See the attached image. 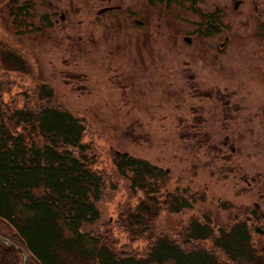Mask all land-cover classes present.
<instances>
[{
	"label": "rangeland",
	"instance_id": "1",
	"mask_svg": "<svg viewBox=\"0 0 264 264\" xmlns=\"http://www.w3.org/2000/svg\"><path fill=\"white\" fill-rule=\"evenodd\" d=\"M26 1L37 18L58 9L60 19L62 7H68L65 22L37 30L16 24L9 12ZM130 2L136 10L144 4ZM237 2L200 0L202 11L224 9L219 33L194 31L188 3L165 9L156 3L149 7L148 35L135 23L134 32L125 34L121 17L119 28L96 27L97 37L84 41L78 36L85 26L78 22L85 13L93 17L99 0H0V103L5 113L12 107L37 110L35 87L46 82L56 91L52 105L83 115V141L106 181L101 219L85 229L122 255L143 257L165 234L182 243L192 221L209 222L214 236L220 227L245 221L257 254L264 256V234L256 231L263 219L248 220L259 214L254 204L264 207V0H242L236 7ZM173 10L175 17L168 13ZM8 51L26 61L28 73L12 72L3 60ZM194 115L204 122L199 121L200 133L189 134ZM226 136L229 145L221 153L218 145ZM115 151L148 159L167 172L153 183L159 210L151 206L152 219L138 214L128 223L140 199L150 196L132 191L114 173ZM173 193L187 197L191 206L171 212ZM202 245L211 247L212 239ZM220 260L233 264L222 255Z\"/></svg>",
	"mask_w": 264,
	"mask_h": 264
},
{
	"label": "trees",
	"instance_id": "2",
	"mask_svg": "<svg viewBox=\"0 0 264 264\" xmlns=\"http://www.w3.org/2000/svg\"><path fill=\"white\" fill-rule=\"evenodd\" d=\"M3 60L12 72L28 73L21 56L8 51ZM35 90L37 110L12 107L5 113L0 103V238L24 248L28 264H224L221 255L233 264H262L264 256L257 254L245 221L220 227L218 236L209 222L192 221L182 243L161 235L143 257L122 255L99 234L87 231L86 226L101 219L106 181L93 168L90 144L83 141L86 121L70 107L52 105L56 91L48 83L37 84ZM3 91L0 81V97ZM112 164L129 189L151 197L140 199L128 223L133 225L138 214L141 220L152 219L151 206L159 210L153 183L167 172L127 152L115 151ZM170 197L171 212L191 206L187 197ZM210 239L211 247L202 245ZM23 263L19 251L0 241V264Z\"/></svg>",
	"mask_w": 264,
	"mask_h": 264
},
{
	"label": "flooded vegetation",
	"instance_id": "3",
	"mask_svg": "<svg viewBox=\"0 0 264 264\" xmlns=\"http://www.w3.org/2000/svg\"><path fill=\"white\" fill-rule=\"evenodd\" d=\"M86 2V0H83ZM237 1H242V0H237ZM27 3L25 4H18L15 6V9H11L9 12L12 15L13 20H15V23H20V25H23L24 27L28 26V29H33L36 28L35 30L39 28H48L51 26H54L56 24H60V21L66 20L67 12L65 11V8L68 9V7H62V10L60 13V19H57V14L59 12L58 9L52 11H47L45 15H40V17L37 18L36 12L32 11L29 6L32 5V3ZM50 5H52V2H49ZM84 3V2H83ZM100 5L96 7L92 11L93 17L90 19H87L86 15H89L88 13H85L83 16L87 19H81L79 20L78 24L84 28H81V33H79L80 36H78L79 40H88L90 38V35L97 37L95 34L96 27H103L105 29H117L119 28V21L121 20V17H123L126 22V30L124 31L125 28L121 29L125 34H132L134 31V26L135 24L138 25V29L141 31L145 32L146 35L149 34L148 31V14H149V7L150 4H159V5H164L163 9L165 8H174L176 5H179L180 3H188V9L186 10L187 13H189L192 17V22L190 23L191 27L193 28L194 31H197L198 28H203L207 29V33H219V30L222 25V15L224 13V9L221 7H212L210 10L202 11V9H199L200 5V0H144L143 6L140 8V10H136L134 6L131 4L130 0H126V2L123 4V1H118V0H99ZM28 5L27 9L25 10H17L18 7ZM171 6V7H169ZM69 10V9H68ZM170 10V9H169ZM167 13V12H166ZM170 16H177L176 13L173 10V13L168 12ZM199 13V14H198ZM136 16L141 17L137 18ZM203 19H198V18ZM122 18V19H123ZM28 19H35L36 22L42 23L41 26L34 24V21L29 22ZM128 20V21H127ZM105 23V25H104ZM135 23V24H134ZM35 26V27H34ZM116 26V27H114ZM213 28V29H212ZM113 29V30H114ZM123 34V33H121ZM185 41H191V38L189 36L184 37ZM194 109V107H192ZM193 120L190 121L189 125L191 127V130H188L189 134H193L191 132L197 130L198 133H200V125L202 123H199V121L204 122V120L197 119V115H194ZM196 133V132H195ZM194 133V134H195ZM197 133V134H198ZM208 134V133H206ZM209 138V136H208ZM228 138L227 136L224 137L223 140H221V144L218 145V150L223 153L225 151V147H228ZM231 152L236 151V147L234 145H231ZM229 154V153H228ZM255 205V211L258 212L259 214L256 215H249L248 220L252 221L253 219L256 220V222L261 221L263 219V222L261 224V228L264 230V207L262 205L254 204ZM257 218V219H256ZM258 225H256L257 227ZM264 234V231L263 233Z\"/></svg>",
	"mask_w": 264,
	"mask_h": 264
},
{
	"label": "water",
	"instance_id": "4",
	"mask_svg": "<svg viewBox=\"0 0 264 264\" xmlns=\"http://www.w3.org/2000/svg\"><path fill=\"white\" fill-rule=\"evenodd\" d=\"M238 5H239V2L236 3V7ZM256 231L262 234L264 230L257 226L256 227ZM0 241L5 242L6 244H8L9 246H11L12 248H14V249L18 250L19 252H21L23 254V256H24V264H27L28 263V256H27L26 251L23 248L16 246L15 244L9 242L6 239L0 238Z\"/></svg>",
	"mask_w": 264,
	"mask_h": 264
}]
</instances>
